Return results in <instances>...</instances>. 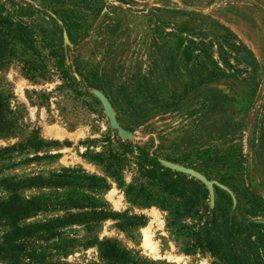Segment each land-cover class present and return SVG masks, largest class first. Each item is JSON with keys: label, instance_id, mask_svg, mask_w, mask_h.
<instances>
[{"label": "rangeland", "instance_id": "rangeland-1", "mask_svg": "<svg viewBox=\"0 0 264 264\" xmlns=\"http://www.w3.org/2000/svg\"><path fill=\"white\" fill-rule=\"evenodd\" d=\"M136 1L0 0V15L29 26L0 29V264H210L213 259L192 247L184 230L196 217L177 219L129 199L127 186H145L133 164L138 149L226 187L234 206L221 189L213 202L227 223H264V0ZM59 19L73 28L68 46ZM209 22L229 28L258 68L236 63L224 49L219 64L227 77L189 92L172 111L156 110L155 94L183 92L179 84L155 87L165 76L157 61L158 30L201 31ZM180 52L173 59L186 80ZM74 63L106 97L117 124L132 134L130 141L119 138L127 147L118 145ZM221 94L226 99L200 110ZM125 148L134 153L118 168L117 183L95 156ZM200 193L186 187L167 206L192 196L199 199L193 208L200 217L206 203ZM104 242L128 259L103 260Z\"/></svg>", "mask_w": 264, "mask_h": 264}, {"label": "trees", "instance_id": "trees-1", "mask_svg": "<svg viewBox=\"0 0 264 264\" xmlns=\"http://www.w3.org/2000/svg\"><path fill=\"white\" fill-rule=\"evenodd\" d=\"M164 11L182 16L186 15V17L194 13L192 11L178 12L169 8H164ZM51 19L57 22L56 19ZM59 22L58 31L61 34L64 31L68 42H71L70 29L73 28L66 24L64 19H59ZM2 27L20 32L29 26L21 19L14 20L8 16L0 15V29ZM202 30L197 31L195 28L188 26L172 28L169 31L158 30L156 37L159 43L156 49L157 61L161 63V71L165 76L163 81L156 80L158 83L155 87L158 91H162L163 89H160V87L169 86L173 88L179 84L183 88V92L178 94L167 92L168 94L165 95L163 93L155 94L152 99L155 102L156 110L172 111L179 106L182 99L189 92L216 83L219 78L227 77L229 74L225 73L226 70L224 71L223 66H221L224 63V53H226L224 49H228L232 53L236 63H240L244 67L249 66L253 70L258 68L252 52L229 28L215 22H209ZM3 42V39L0 38V52L3 49ZM180 48L179 57L182 58L185 70L188 72L186 80H182L178 75L175 67L177 64L173 59V52L178 51ZM213 48L214 51L211 50ZM79 63H74L73 68L75 67L80 82H83L89 88L98 90L81 75ZM57 67L60 68L63 77L69 78L62 62H59ZM169 73L170 75L173 73V76L168 75ZM198 73H205L203 74L205 76H199ZM222 99H226L224 94L214 96L211 100L203 102L200 110L210 109L215 106L216 100ZM114 136L118 145L127 147L115 133ZM138 151L139 153L134 156L135 162L133 164L139 176L145 180V186L135 187L129 185L125 188V192L132 202L142 200L144 205H156L163 210H167L169 216H174L177 219L183 217L194 219L196 217L193 225L186 226L184 230H187L186 232L192 236V247L208 253L213 259L210 264H264V223L248 221L246 224H241L234 220L227 223L221 216L220 208L214 202L209 207L208 193L202 183L163 167L158 162V157L150 156L141 149H138ZM133 153L131 148H125L119 154L109 151L105 156L97 154L95 161L102 163L107 174L119 183L121 182V175L118 168L123 161H127L126 155H132ZM87 179L93 180L92 178ZM186 187H193L194 190L200 191L202 193L200 198L206 201L203 206V214H200V217L196 215L197 211L193 208L199 199L192 196L187 197L178 206L172 208L167 206L170 205L168 203L170 198L181 199L185 194ZM212 188L213 196L214 194L221 195L220 188L215 185ZM155 192H158V195H155ZM227 198L228 205L231 208V198ZM251 236H254L255 239L251 240ZM100 256L107 262H122L128 259L124 251L109 242L101 244Z\"/></svg>", "mask_w": 264, "mask_h": 264}, {"label": "water", "instance_id": "water-1", "mask_svg": "<svg viewBox=\"0 0 264 264\" xmlns=\"http://www.w3.org/2000/svg\"><path fill=\"white\" fill-rule=\"evenodd\" d=\"M122 1L130 3V4H134V5H137L140 3V2H137L136 0H122ZM62 38H63V43L68 44V40H67L66 34L64 32L62 33ZM89 91L99 101L110 130H113L114 133L116 134V136H118L119 138H121L125 141L132 140V138H133L132 134L130 132L124 130L122 127H120L117 124L115 117H114V114H113V110H112L108 100L106 99V97L100 91H98L96 89H89ZM158 162L163 167H165V168H167L173 172L184 174V175L189 176L191 178H194L195 180L202 183L204 185V187L206 188L207 193H208V205H209V207H211L213 205V188H212L213 185H215L218 188H220L221 190L227 192L231 198L232 207L234 206L235 199L233 198L231 192L226 187H224V186H222V185H220L214 181L207 180L203 175H201L200 173H198L197 171H195L192 168L184 167V166H181V165H178V164L166 161V160H161V159H158Z\"/></svg>", "mask_w": 264, "mask_h": 264}]
</instances>
